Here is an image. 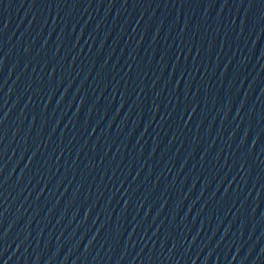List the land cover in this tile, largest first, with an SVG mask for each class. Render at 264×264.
<instances>
[{
  "label": "water",
  "instance_id": "95a60500",
  "mask_svg": "<svg viewBox=\"0 0 264 264\" xmlns=\"http://www.w3.org/2000/svg\"><path fill=\"white\" fill-rule=\"evenodd\" d=\"M0 264H264V0H0Z\"/></svg>",
  "mask_w": 264,
  "mask_h": 264
}]
</instances>
